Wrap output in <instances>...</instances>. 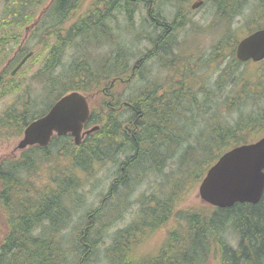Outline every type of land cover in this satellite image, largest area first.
Segmentation results:
<instances>
[{
    "label": "trees",
    "instance_id": "trees-1",
    "mask_svg": "<svg viewBox=\"0 0 264 264\" xmlns=\"http://www.w3.org/2000/svg\"><path fill=\"white\" fill-rule=\"evenodd\" d=\"M187 1L4 0L2 46L28 32L42 46L32 58L40 57L33 78L43 87L33 92L24 85L0 115V132L21 137L29 122L74 90L89 96L85 128H98L77 145L70 134L54 135L46 146L31 145L0 160V264H98L99 234L91 235L106 217L132 205L137 218L112 234L104 255L108 264H203L209 253L222 264H264V192L256 203L181 206L221 154L264 135V59L235 57L239 39L264 27V0H205L219 25L208 58L203 51L183 53L187 46L181 49L176 40L191 21ZM136 11L151 28L148 47L135 53L120 45L108 57L87 55V46L113 40L108 20L132 19ZM237 17L243 30L234 26ZM28 51L22 44L9 67ZM153 60L169 76L125 94L133 79L146 77L144 68ZM214 63L221 66L207 86L201 71ZM5 72L0 95L17 89ZM105 162L118 170L67 239L62 231L85 202L80 184L95 164ZM153 175L161 178L157 189L131 200L140 182ZM173 216L180 226L171 224L164 241L143 256L149 233L173 223ZM231 230L235 246L227 242Z\"/></svg>",
    "mask_w": 264,
    "mask_h": 264
},
{
    "label": "rangeland",
    "instance_id": "rangeland-1",
    "mask_svg": "<svg viewBox=\"0 0 264 264\" xmlns=\"http://www.w3.org/2000/svg\"><path fill=\"white\" fill-rule=\"evenodd\" d=\"M199 1H202L200 5L192 9L190 8L186 12L191 21L179 31L180 34L178 35V39L176 40L180 41L181 39V49L187 46V49H185L183 53L203 51V57L208 58L209 52H211V46L214 43L215 38H217V27L219 25L214 22V12L209 2H205V0H188V7H192L193 4ZM3 5L4 0H0V13L2 11ZM41 8L37 9V11H40ZM110 21L112 20L107 21V25L110 28V34L113 37V40H100L101 44L98 46L86 45L88 51L87 55H89L91 58L108 57L113 53V50H116L120 45L127 47L129 51L135 53L142 52L146 47H148V41L145 35L147 34V31L151 30V28L148 24L144 23L143 18L139 15L138 11L135 12L132 19L123 18V16L120 15V18L117 19L115 23ZM234 26L237 27L239 31L243 30L244 28L241 23V19L238 17L235 19ZM1 32L2 31H0V36L2 35ZM20 38L17 40L18 42H12L5 47L2 46V43L0 41V50L4 53V58L0 59V73L6 69L4 75L6 80H8L10 83H15L17 86L16 90H12L11 88L4 89L3 92H7L0 95V115L10 104L15 101L16 96L23 89L24 85H31L33 92L37 91L38 89L39 91H41L43 87L42 85H40L37 79L33 78V72L36 69L35 67H37L39 63L38 61H40L39 56L36 57L37 62H34L35 59L31 56L22 65L23 69H21L22 67H20L18 71L12 74V71L14 70L16 65H18L19 60L16 62L17 64H15V66L13 65L10 67L8 65V62L16 56L17 51L22 44H27L29 51L31 50L33 53L39 51L42 47L36 41L29 40L28 32H25L24 34L22 31L20 33ZM118 42H120L121 44L118 45ZM195 47H197L198 49H196ZM72 51H74V49H71V47L68 48L67 54L71 55ZM220 66L221 64H210L204 68V71H201L202 77L205 79L204 81L206 82L207 86L210 85L216 78ZM244 66L245 64H242L238 66V69L242 70ZM144 69L149 70V73L145 72L146 77H144L140 81H137V78L135 80L133 79L128 84L129 86H126L125 94L132 93L133 90H135L134 88H138L140 85L142 86L145 82H148L150 80L162 82L166 77L169 76L168 70L162 69L159 64H157V62H154V60L148 62L146 68ZM20 138L21 137L16 136L11 131L0 132V160L5 157L13 158L19 155L20 149L17 148V144ZM117 170L118 167L113 165V163L111 162H105L104 164H95L94 168H92L89 174H87L83 179L80 184L81 187L79 191L83 192L85 202L77 208L76 212L73 214L72 221H70L65 230L62 231L63 235H67V239H71L74 237V233L76 232L74 228H78L79 226L77 225L75 227L73 225L76 223L78 224V222L82 220V214L86 210L94 207L97 204L99 198L109 187L113 179L112 177L117 172ZM43 174L44 172L41 171L38 175L40 182L43 181ZM160 180L161 178H156L153 175L140 182L137 188L132 192L131 200L135 201L140 198L142 193H149L152 190L157 189ZM198 185H196L192 193L187 196L181 206L205 203L200 199L198 195ZM137 215L138 209L136 205H132L123 209L120 213V216L116 215L114 218H109L110 216H108L106 217L108 221L106 220L105 222L100 223L99 226L101 227V229L98 230L97 233H93L91 235L94 238L99 234V245L97 246L96 250L98 251L99 255L103 257V260H101L98 264H108V261L106 258H104V255L107 253V247L110 245L112 234L117 229L123 228L132 219H136ZM174 220L178 221L179 219L173 216L171 218V222H173ZM171 224L173 226L175 224L176 227L180 226L179 223L173 222L158 227L156 231L149 233L147 243L144 247L141 248V253L143 254V256H145L150 250L152 251V249L158 247V245L164 241L165 233L167 232L168 227L172 226ZM231 233L232 234H230L229 231L227 242L230 245L235 246L237 241V234L233 230H231ZM219 257L213 256L212 253H209L203 264H222V260H220L221 257ZM140 261L141 260H138L135 264H140Z\"/></svg>",
    "mask_w": 264,
    "mask_h": 264
},
{
    "label": "water",
    "instance_id": "water-1",
    "mask_svg": "<svg viewBox=\"0 0 264 264\" xmlns=\"http://www.w3.org/2000/svg\"><path fill=\"white\" fill-rule=\"evenodd\" d=\"M201 1L192 5H200ZM32 55L29 52L12 71L14 74ZM235 57L245 62L264 59V28L241 38L235 48ZM90 114L88 96L70 91L61 96L43 115L25 127L17 148L31 145L46 146L54 134H70L74 143L83 135L98 128L84 130ZM200 199L215 207L225 208L239 202H258L264 192V135L254 142L230 148L208 168L197 188Z\"/></svg>",
    "mask_w": 264,
    "mask_h": 264
},
{
    "label": "flooded vegetation",
    "instance_id": "flooded-vegetation-1",
    "mask_svg": "<svg viewBox=\"0 0 264 264\" xmlns=\"http://www.w3.org/2000/svg\"><path fill=\"white\" fill-rule=\"evenodd\" d=\"M201 3H202V1H201ZM19 60H20V58H19Z\"/></svg>",
    "mask_w": 264,
    "mask_h": 264
}]
</instances>
